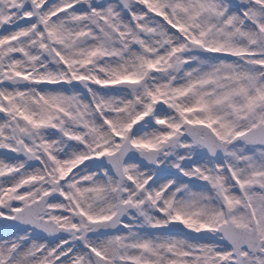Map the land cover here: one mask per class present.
<instances>
[{
	"label": "snow or ice",
	"instance_id": "snow-or-ice-1",
	"mask_svg": "<svg viewBox=\"0 0 264 264\" xmlns=\"http://www.w3.org/2000/svg\"><path fill=\"white\" fill-rule=\"evenodd\" d=\"M0 264H264V0H0Z\"/></svg>",
	"mask_w": 264,
	"mask_h": 264
}]
</instances>
